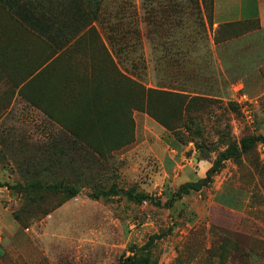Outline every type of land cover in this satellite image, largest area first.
Listing matches in <instances>:
<instances>
[{
	"label": "rangeland",
	"instance_id": "obj_1",
	"mask_svg": "<svg viewBox=\"0 0 264 264\" xmlns=\"http://www.w3.org/2000/svg\"><path fill=\"white\" fill-rule=\"evenodd\" d=\"M149 3L100 0L93 25L108 44L104 27L118 13L116 66L149 73L145 80L154 85L151 71L165 50L160 31L147 32ZM0 11V212L15 225L7 263L264 264V143L240 148L242 137L264 136L258 23L235 24L219 36L213 24L209 44L188 23L196 35L188 66L172 69L174 88L231 102L234 110L204 122L207 139L180 125L178 140L140 111L138 90L118 77L112 49L97 33L58 50ZM229 32L234 36L225 38ZM190 70L197 74L182 73ZM225 125L239 155L191 189L224 151L216 129Z\"/></svg>",
	"mask_w": 264,
	"mask_h": 264
},
{
	"label": "trees",
	"instance_id": "obj_2",
	"mask_svg": "<svg viewBox=\"0 0 264 264\" xmlns=\"http://www.w3.org/2000/svg\"><path fill=\"white\" fill-rule=\"evenodd\" d=\"M99 1L0 0L1 4L7 6L18 21L24 24L38 38L48 42L58 50L63 49L73 40L81 39L90 31L97 33L104 44V39L93 25V21L98 18ZM147 1H150V3L148 5L144 4L145 26L152 28V30L148 28L147 32H151L154 29L160 31L161 35L157 43L162 50H165L156 59L157 68L151 71V80L154 81V85H149V79L147 80L148 84H146L147 81L145 79H147L146 76L148 77L149 73L136 72L134 67L122 70L119 66H116L118 63L110 55L116 68V74L120 79L127 81L130 86L138 90L136 100L140 111L148 114L159 125L171 132L176 139L181 140L179 129L182 126L186 134L197 133L205 140L208 135H203L205 133L204 122L208 119H215L218 110H234L233 104L231 102L225 104L218 98H212L205 93L194 92L193 90L195 89L184 90L183 92L174 88L173 79L177 73L172 69H175L178 65L188 66L190 37L195 38L196 35L195 29L189 27V22L201 28L203 38L209 44L210 32L213 30V0H209L211 2L209 12L206 8V0H187L186 6L182 5L181 0ZM92 3L95 4L94 7H92ZM204 13H206L205 21L203 19ZM115 17H117L116 21L105 26L104 32L105 35L107 34V46H110L118 60H122L121 45L116 41L119 22L122 18L118 13L115 14ZM239 23L242 22L219 24L217 35L219 36V34L227 31L229 27ZM187 31L193 32L191 33L192 35L186 33ZM234 34L229 32L225 38H231ZM167 35H170L169 39ZM215 41L218 42L219 38L215 37ZM160 65H164L165 68H159L158 66ZM190 67H193V65ZM182 73L186 76H195L197 74L192 70ZM168 100L172 101L171 111H168L170 107L167 103ZM154 101L158 102V107L153 105ZM227 128L228 125H225L222 129L219 128V131L218 128L216 129L218 137H222L225 140L226 147L224 151L220 152L214 160L206 173V177L197 181L196 185L190 187L191 189H200L207 185L210 182L211 175L221 168L222 162L238 156L241 149L246 152L250 150L255 142L264 143V136H244L240 139V149L237 142L226 131ZM48 187L51 186L48 185ZM137 196L138 198L144 197L142 194ZM130 260L129 258L122 259L119 264H137L135 261L130 263Z\"/></svg>",
	"mask_w": 264,
	"mask_h": 264
},
{
	"label": "crops",
	"instance_id": "obj_3",
	"mask_svg": "<svg viewBox=\"0 0 264 264\" xmlns=\"http://www.w3.org/2000/svg\"><path fill=\"white\" fill-rule=\"evenodd\" d=\"M1 6L15 17L7 6L2 5L0 2V10ZM212 19L215 26L224 23L256 22L259 24L261 30L264 31V0H213ZM102 38L104 39V44L107 46L106 39L104 37ZM110 55L111 57L114 56L111 50ZM2 212H0L2 214L0 216V264H11L10 260L7 263L4 258L13 253L14 249L11 250L8 247V243L13 234L12 232L15 231V225L11 222L8 224L6 221H3V218L6 216ZM250 264H263V261L260 262L258 259L252 258Z\"/></svg>",
	"mask_w": 264,
	"mask_h": 264
}]
</instances>
